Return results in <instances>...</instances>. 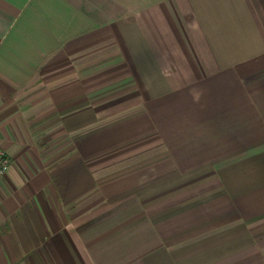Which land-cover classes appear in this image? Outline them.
Instances as JSON below:
<instances>
[{
    "label": "crops",
    "instance_id": "0c3cea01",
    "mask_svg": "<svg viewBox=\"0 0 264 264\" xmlns=\"http://www.w3.org/2000/svg\"><path fill=\"white\" fill-rule=\"evenodd\" d=\"M0 264H264V0H0Z\"/></svg>",
    "mask_w": 264,
    "mask_h": 264
},
{
    "label": "built area",
    "instance_id": "2783aa9c",
    "mask_svg": "<svg viewBox=\"0 0 264 264\" xmlns=\"http://www.w3.org/2000/svg\"><path fill=\"white\" fill-rule=\"evenodd\" d=\"M10 165V159L4 152L2 148H0V178L6 173Z\"/></svg>",
    "mask_w": 264,
    "mask_h": 264
}]
</instances>
